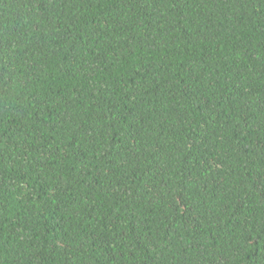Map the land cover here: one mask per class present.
<instances>
[{"label":"trees","instance_id":"obj_1","mask_svg":"<svg viewBox=\"0 0 264 264\" xmlns=\"http://www.w3.org/2000/svg\"><path fill=\"white\" fill-rule=\"evenodd\" d=\"M0 264H264V0H0Z\"/></svg>","mask_w":264,"mask_h":264}]
</instances>
